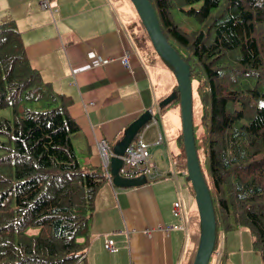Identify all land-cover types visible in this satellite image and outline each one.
I'll use <instances>...</instances> for the list:
<instances>
[{
    "label": "trees",
    "instance_id": "trees-1",
    "mask_svg": "<svg viewBox=\"0 0 264 264\" xmlns=\"http://www.w3.org/2000/svg\"><path fill=\"white\" fill-rule=\"evenodd\" d=\"M150 2L197 82L208 165L201 171L216 219L213 254L220 229L246 227L264 261V0ZM174 11L194 27L185 29ZM172 93L161 112L179 106L177 86ZM69 102L32 67L14 23H1L0 108L11 116L0 115V264L75 263L85 255L106 178L101 166L79 164L72 143L79 125ZM179 140L174 160L185 168ZM31 226L36 234L25 233Z\"/></svg>",
    "mask_w": 264,
    "mask_h": 264
},
{
    "label": "crops",
    "instance_id": "crops-1",
    "mask_svg": "<svg viewBox=\"0 0 264 264\" xmlns=\"http://www.w3.org/2000/svg\"><path fill=\"white\" fill-rule=\"evenodd\" d=\"M8 21L20 33L32 67L52 91L70 99L68 111L79 125L72 143L84 168L102 164L97 141L106 139L114 153L124 130L152 112L141 134L152 160L161 157L156 168L137 174L146 178L138 186L107 180L100 185L85 255L64 264H192L200 244V237H191L192 222L200 224V217L193 188L174 160L182 150L179 121L168 132L156 117L175 87L174 73L160 58L155 61L153 51L141 49L127 5L49 0L43 7L41 0H0V24ZM126 54L128 64L122 62ZM175 201L181 216L172 212ZM218 236L215 264H264L246 227L220 229ZM109 239L116 250L106 248Z\"/></svg>",
    "mask_w": 264,
    "mask_h": 264
},
{
    "label": "water",
    "instance_id": "water-1",
    "mask_svg": "<svg viewBox=\"0 0 264 264\" xmlns=\"http://www.w3.org/2000/svg\"><path fill=\"white\" fill-rule=\"evenodd\" d=\"M139 19L146 30L149 39L158 55L167 60L172 66L176 76L177 90L179 92V105L181 115V135L183 148L186 154L187 179L191 182L195 193V200L200 214L201 235L200 244L192 264H208L216 241V219L210 190L203 177L200 161L197 155L195 142L193 109H192V81L189 64L180 56L179 52L168 42L162 32L156 11L150 0H130ZM176 96L172 93L161 101L167 104ZM151 112L143 113L129 128L125 129L123 138L116 145L114 154L110 158V172L113 183L120 187H131L144 184V175L126 178L119 175L122 159L117 157L124 153L126 147L138 130L151 120Z\"/></svg>",
    "mask_w": 264,
    "mask_h": 264
},
{
    "label": "rangeland",
    "instance_id": "rangeland-1",
    "mask_svg": "<svg viewBox=\"0 0 264 264\" xmlns=\"http://www.w3.org/2000/svg\"><path fill=\"white\" fill-rule=\"evenodd\" d=\"M120 1H122L123 4L127 5L128 9L131 12V15L134 17V24L138 25V33H139V41H140L139 45H140L141 49L145 48V49H147V51H154L151 43L148 42L149 38L147 36V33H146L144 27L142 26L141 21L139 19V16H138L133 4L131 3V1L130 0H120ZM174 16H175V19H177L181 22V25L185 29H192L194 27V25L191 23H188L186 18L184 16H181V14L179 12L174 11ZM190 20L193 21L192 19H190ZM152 53H154L155 61L158 62L157 57L158 58H160V57L157 56L155 51ZM97 62H98V60L93 59L92 63H97ZM158 63H160V62H158ZM159 66H160V64H159ZM166 67H168L169 70H171V68L168 65ZM173 77L175 79L174 81L176 82L175 74L173 75ZM165 85H168V87L170 88L169 84H165ZM176 85H177V83H176ZM196 86H197V82H196V80L193 79L192 80V109H193V125H194V133H195V142H196V148H197V155H198L199 161L201 163V168L205 172H207L208 165H207V161L205 158L206 155H205L204 149L202 148V145H201V136L205 132V126L201 121V117L203 114V108H202V104L200 101L199 92H198ZM171 90H170V92H171ZM173 90H176V86L174 87ZM159 114H160L159 115L160 118L158 117L157 114H156V117L158 118L161 126L164 129H166L168 132L171 129V127L172 128L175 127V124H177L178 121H179L178 128H180V130H181V119H180V112H179L178 107L177 108L176 107H170V108L166 109L165 111L160 112ZM0 115L10 117L11 116V109L10 108H3V109L0 108ZM0 137L2 138V136H0ZM157 138H159V136ZM161 144H163V142ZM161 144H159V145H161ZM178 144H179V141H178ZM161 148L163 149L164 145H162ZM160 159H161V157L156 155L153 158V161L157 162ZM81 167H83V166L81 165ZM196 209H197L196 211L200 217L197 204H196ZM200 227H201V225L199 224V222H196L195 220H193L191 237L192 236L195 238L200 237V235H201ZM37 232H38V227H34V226H31L25 230V233H27V234H36ZM190 242L191 241L189 240V243H187V247H189L190 245L193 244ZM216 258H217V256L213 255L208 264H215Z\"/></svg>",
    "mask_w": 264,
    "mask_h": 264
},
{
    "label": "built area",
    "instance_id": "built-area-1",
    "mask_svg": "<svg viewBox=\"0 0 264 264\" xmlns=\"http://www.w3.org/2000/svg\"><path fill=\"white\" fill-rule=\"evenodd\" d=\"M41 5L43 7H47L49 5V0H41ZM129 54H126L122 62L124 64H128ZM100 62V61H98ZM97 62V63H98ZM96 63V64H97ZM97 148L101 154L102 162L105 170V175L108 179L111 180V176L109 173V158L111 155V151L109 149L108 142L105 139H100L97 141ZM123 160V167L121 169V172L126 177H131L134 175H137L138 173H141L143 171L148 170L149 168H155V163L150 159V157L147 155L144 147V143L142 141V137L138 135L135 140H133L128 147L126 148L124 154L120 156ZM182 174H185V171L182 172ZM172 212L175 215H182V207L181 203L179 201H175ZM168 228V227H167ZM106 248L108 250H115L113 247V240L109 239L106 243ZM220 251H216V255L219 256Z\"/></svg>",
    "mask_w": 264,
    "mask_h": 264
}]
</instances>
